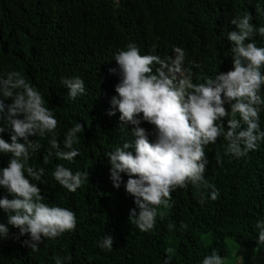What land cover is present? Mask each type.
<instances>
[{
	"label": "trees",
	"instance_id": "1",
	"mask_svg": "<svg viewBox=\"0 0 264 264\" xmlns=\"http://www.w3.org/2000/svg\"><path fill=\"white\" fill-rule=\"evenodd\" d=\"M246 11L251 13V23L264 26V0H0V75L19 70L38 88L59 122L61 150H69L62 143L68 129L75 123L84 127L78 134L80 142L73 145L80 155L71 163L55 156L48 144L51 134L47 139L29 137L39 139L41 147L31 153L27 164L43 167L46 180L33 183L41 188L45 203L74 211L75 231L55 241L45 240L38 252H32L24 244L30 237L20 236L9 225L8 237H0V264H55L56 256H71L62 264H165L169 256V264H201L213 250L226 258V264H236L229 241L246 251L243 264L264 262L256 228L258 221H264V141L240 159L224 155L223 136L206 146L209 163L204 179L215 185L219 197L211 200V189L203 183L199 188L192 184L178 188L171 193L172 207L159 209L164 218L158 216L149 232L129 222L130 210L139 212L134 197L125 190L129 177L121 173V185L115 188L107 157L116 147L135 141V126L122 123L118 111L108 115L120 81L114 54L130 42L142 54L162 59L174 57L173 48L180 47L193 83H202L205 77L232 69L228 34L238 29L231 20ZM254 39L264 47V37ZM110 68L116 73H110ZM74 77L84 81L86 94L70 100L61 79ZM224 123L227 126L226 119ZM140 127L155 142L154 126L142 121ZM260 127L264 130V107ZM2 136L10 142L7 131ZM217 150L223 161L219 165L214 160ZM8 160L9 155L0 154V168ZM57 164L73 172L88 171V182L75 193L67 191L52 176ZM201 195L203 205L198 202ZM5 196L13 198L0 187V198ZM7 221L8 213L0 209V223L7 225ZM181 222L186 229H181ZM169 223L176 226L172 231ZM108 235L114 239L111 251L99 246ZM169 248L171 253L166 251Z\"/></svg>",
	"mask_w": 264,
	"mask_h": 264
},
{
	"label": "clouds",
	"instance_id": "2",
	"mask_svg": "<svg viewBox=\"0 0 264 264\" xmlns=\"http://www.w3.org/2000/svg\"><path fill=\"white\" fill-rule=\"evenodd\" d=\"M251 20V13L247 11L231 20L238 29L228 34L232 43V69L205 77L202 83H193L190 70L184 68L185 52L180 47L173 48L174 57L162 59L156 54H142L130 42L114 54L120 81L115 85L117 95L110 100L112 110L108 115L118 111L122 123L135 126L132 129L135 141L123 143L107 157L115 188L121 185V173L129 177L125 190L134 197L139 209L138 214L136 208L130 210L129 222L141 232L154 230L157 217L163 219L165 215L159 209L172 207L171 193L178 188L186 189L189 184L199 188L203 183L211 189V200L219 197L215 185L204 179L209 163L206 146L216 144L223 136L227 142L224 155L240 159L256 151L259 142L264 141V130L260 127V112L264 107L261 95L264 47L257 46L254 39L264 37V26L257 27ZM116 71L109 69L112 74ZM61 84L68 90L70 100L86 94L80 77L62 78ZM142 121L154 126L155 142H150L148 132L140 127ZM58 124L44 96L19 70L0 75V154L9 155L7 166L0 168V187L13 197L0 198V209L8 213L7 225L0 223V237H8L10 225L19 230L20 236L30 237L24 244L32 252H38L45 240L55 241L66 232H74L77 226L74 211L45 203L41 188L33 183H46L42 179L45 169L27 164L31 153L41 147L39 139H47L49 134L48 144L59 160L71 163L80 155L73 145L80 142L78 134L84 131L83 125L75 123L68 129L62 143L69 150L63 151L56 132ZM6 131L10 142L2 136ZM132 148L134 152L129 150ZM214 160L222 164L219 150ZM52 176L72 193L89 180L88 171L73 172L62 164L56 165ZM198 202L204 204L203 195ZM175 227L174 223L168 224L169 231ZM180 227L186 229L187 225L181 222ZM256 228L259 230L257 244L264 246V221H258ZM113 243V237L108 235L99 246L111 251ZM166 251L171 253L172 249ZM62 259L71 261L72 258L56 256L55 264H62ZM170 259L169 256L165 264ZM201 264H226V258L213 250Z\"/></svg>",
	"mask_w": 264,
	"mask_h": 264
},
{
	"label": "rangeland",
	"instance_id": "3",
	"mask_svg": "<svg viewBox=\"0 0 264 264\" xmlns=\"http://www.w3.org/2000/svg\"><path fill=\"white\" fill-rule=\"evenodd\" d=\"M229 246H230V249H231V252H232V260L236 262V264H243V260H244V256L246 254V251L245 250H242L240 249L237 245L234 244V242L232 241H229ZM256 259V258H254ZM255 261V260H253ZM255 264H264L263 261H260V262H256Z\"/></svg>",
	"mask_w": 264,
	"mask_h": 264
}]
</instances>
